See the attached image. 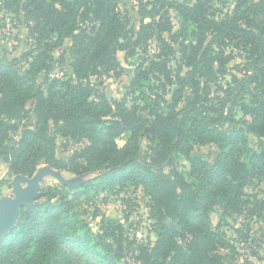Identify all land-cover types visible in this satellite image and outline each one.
Segmentation results:
<instances>
[{
	"label": "trees",
	"instance_id": "1",
	"mask_svg": "<svg viewBox=\"0 0 264 264\" xmlns=\"http://www.w3.org/2000/svg\"><path fill=\"white\" fill-rule=\"evenodd\" d=\"M138 1L150 21L134 33L121 0H0L25 11L35 45L20 58L0 56V159L21 178L41 164L94 176L76 187L48 186L23 207L0 241V264H126L122 233H94L78 210L116 187H140L149 198L155 240L140 248L142 264H240L236 242L249 240L247 221L264 220V198L246 192L264 182V0H234L220 17L216 4L227 0ZM168 9L179 16L176 29ZM151 37L165 57L137 64L122 100L91 83L119 68L118 51L128 58ZM66 39L72 71L52 77V51ZM171 42L180 54L175 72ZM234 49L244 54L243 74L223 84ZM159 78L164 86L176 83L171 102L154 90ZM30 114L34 124L22 126L13 143L16 122ZM249 134L258 138L257 150ZM58 137L80 145L65 160L56 156ZM205 146L216 150L212 162L196 151ZM179 161L188 167L179 170ZM239 218L236 237L227 235L223 228Z\"/></svg>",
	"mask_w": 264,
	"mask_h": 264
},
{
	"label": "rangeland",
	"instance_id": "2",
	"mask_svg": "<svg viewBox=\"0 0 264 264\" xmlns=\"http://www.w3.org/2000/svg\"><path fill=\"white\" fill-rule=\"evenodd\" d=\"M178 1L183 2L184 0ZM227 1L226 7L216 4L217 9H219L216 12V16L220 17L233 7L234 0ZM156 7H159V4H156ZM147 9L150 10L151 7ZM120 11L126 17L128 23L127 29H133L134 33L139 30L141 22L148 23L150 21L148 18L143 19L141 17L138 0H121ZM168 11L174 29L178 28L180 23L179 16L173 9H168ZM32 25V21L27 17L23 9L14 11L13 9H6L0 6V56L8 59L20 58L24 53L34 48L33 37H31L29 32V28ZM164 37L168 39L167 34H164ZM171 45L174 47L175 54L170 55L168 65L175 72L176 65L180 60V54L177 44L171 42ZM70 46L71 40L66 39L62 46L52 51L53 70L50 73L52 77H61L64 74L71 73L70 63L72 61V54H70ZM230 49L227 50V53L231 51ZM232 51L234 58L226 64V73L219 76V80L223 84L225 81H230L231 75L241 76L243 74L244 54H240L235 49ZM159 55L163 58L165 57L156 37H151L147 40L144 47L137 48L135 54L128 58L125 57L123 51H118L116 53V61L119 64V68L104 72L98 76H91L90 81L98 89L120 101L124 97L126 87L131 81L133 70L137 64L142 62L147 64ZM185 71V69L181 70L180 74L184 75ZM171 75L173 76L174 74ZM163 83H165L163 78L152 81L154 90L162 93L166 100L171 102L172 90L176 83L165 86ZM185 91L186 93H191V86L188 85ZM126 100L127 104L131 105L130 96H127ZM242 118L243 115L240 112H236L235 119L239 120ZM33 124V114H30V116L20 123L16 122L17 128L11 131L13 143L18 141L22 126L30 127ZM248 141L253 149H258L259 140L255 135L249 134ZM118 143L121 145L124 143V140L120 139ZM79 146V144H73L67 139L58 137L56 156L61 160H65ZM196 151L204 154L209 162H212L216 154L215 148L210 146L198 147ZM177 166L179 170H184L188 167L185 161L177 162ZM93 177V175H73L66 171L52 168L47 164H41L32 176L26 177L24 180L20 176L12 175L8 169V165L0 159V210L3 206L12 203L17 198H29L35 195V203L41 191L48 186L66 184L76 187L81 182ZM246 192L256 195L258 198H264V182L249 186ZM149 209V198L144 195L142 189L140 187L126 186L122 189L116 187L115 191L102 192L88 203L81 202L78 210L82 213V218L85 219L94 233H103L107 227L117 228L116 231H120L125 239L122 261L126 264H142L139 259L140 248L145 245L148 246L155 240ZM219 214L218 210L210 214L211 226L214 227L218 223ZM242 221L243 219L240 218L236 221L229 220V226L226 225L223 230L226 231L227 235L236 237L232 227H238ZM247 224L250 227L249 240L247 242H236L238 262L243 264L247 259L254 264H264V236H262L260 231V228H264V220L250 219L247 221Z\"/></svg>",
	"mask_w": 264,
	"mask_h": 264
},
{
	"label": "water",
	"instance_id": "3",
	"mask_svg": "<svg viewBox=\"0 0 264 264\" xmlns=\"http://www.w3.org/2000/svg\"><path fill=\"white\" fill-rule=\"evenodd\" d=\"M24 180L26 178H23ZM35 195L29 198H17L12 203L7 204L0 210V241L13 229L15 226L20 210L33 204Z\"/></svg>",
	"mask_w": 264,
	"mask_h": 264
}]
</instances>
